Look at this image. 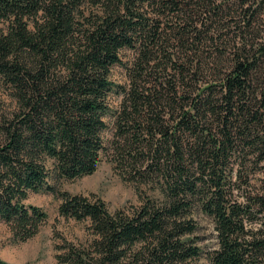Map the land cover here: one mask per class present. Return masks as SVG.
Instances as JSON below:
<instances>
[{
  "label": "trees",
  "instance_id": "1",
  "mask_svg": "<svg viewBox=\"0 0 264 264\" xmlns=\"http://www.w3.org/2000/svg\"><path fill=\"white\" fill-rule=\"evenodd\" d=\"M262 16L264 0H0V87L14 102L0 115V222L12 238L38 232L47 213L25 200L50 193L91 235L57 244L60 264H264ZM106 118L121 169L159 187L131 213L57 185L95 172ZM201 214L217 244L205 254Z\"/></svg>",
  "mask_w": 264,
  "mask_h": 264
},
{
  "label": "rangeland",
  "instance_id": "2",
  "mask_svg": "<svg viewBox=\"0 0 264 264\" xmlns=\"http://www.w3.org/2000/svg\"><path fill=\"white\" fill-rule=\"evenodd\" d=\"M256 34L264 38V16L260 21L254 22ZM5 24L0 23V29ZM124 62L133 58V52L124 50L121 52ZM210 75H207V78ZM111 80L114 83L127 85L128 77L122 66L114 65L111 69ZM209 79V78H208ZM210 80V79H209ZM114 105L119 103L118 97H112ZM14 109V102L0 87V115L8 114ZM109 122L108 118H106ZM112 124L104 132L107 151L102 155L97 169L90 175H85L73 180H61L57 184L61 190L71 194L83 195L89 198H100L105 201L107 208L113 212L122 209L127 213L133 212L141 206L145 199L160 198L158 184L151 182H140L130 180V174L123 171L118 162L115 161L116 151L113 149ZM260 175L258 173L249 176L251 189H260ZM244 192L235 191L234 194L242 200L239 194ZM26 204H32L43 208L47 213L46 221L40 226L38 232L25 241H15L12 238L10 228L7 224L0 222V258L9 264H60L55 255L56 245L62 244L64 240L75 244H85L91 238L88 229L89 222L76 221L60 215L58 206L60 200L50 193H30L25 200ZM200 228L196 232L198 244L204 254L217 246L214 224L212 219L201 214L198 217ZM203 254V256H204Z\"/></svg>",
  "mask_w": 264,
  "mask_h": 264
}]
</instances>
